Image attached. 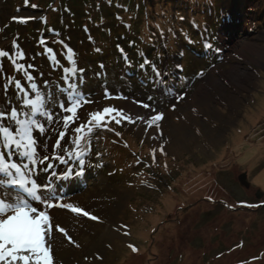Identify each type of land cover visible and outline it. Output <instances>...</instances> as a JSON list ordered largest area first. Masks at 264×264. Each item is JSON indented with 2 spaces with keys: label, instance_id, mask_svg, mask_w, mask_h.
<instances>
[{
  "label": "rangeland",
  "instance_id": "374dc122",
  "mask_svg": "<svg viewBox=\"0 0 264 264\" xmlns=\"http://www.w3.org/2000/svg\"><path fill=\"white\" fill-rule=\"evenodd\" d=\"M33 8L41 14L22 10ZM14 17L31 19L22 23ZM211 17L216 26L209 23ZM252 30L258 34L240 41L236 38ZM39 37L45 42L39 43ZM203 38L214 50L192 56V52L203 49ZM220 38L227 42L226 47L219 44ZM252 38L251 48L244 43ZM263 45L264 0H28L27 4L25 0H0V51L9 53L8 57H0L1 112L10 117L15 108L20 121L39 120L45 125L44 136L32 125L41 141L40 152L51 154L59 132L66 131L58 152L65 159L71 156L69 165L50 160L54 168L35 177L42 183L47 178L52 191L48 189L47 195L54 197L51 202L55 201L52 209L74 218L73 225H57L50 216L52 231L47 244L51 245L53 236L59 235L70 246L64 256L54 259L51 245L53 264H264ZM66 48L75 53L77 63L85 60L87 85L93 88H84L82 100L79 96L72 99L74 114L61 108L69 106L70 89L59 91L68 66ZM49 49L60 62L54 69L63 68L53 70L49 66ZM121 54L128 56L130 65L139 59H150L151 65L144 68L147 71L153 65L161 72V63L175 71L177 61L183 67L191 64L194 68L182 72L177 82L175 76L170 78L172 83L144 84L128 74L132 66L123 65ZM217 60L222 67L217 66ZM251 60L261 66L249 71ZM203 61L212 63L208 74L213 76L207 74L198 81L206 70ZM236 62L256 80L252 88L239 94V108L230 111L220 106L217 85L210 77L219 78L221 69L228 70ZM98 63L106 65L104 75ZM27 71L34 78L28 86H37L31 91V100L39 97L41 116H31L24 96L13 84L17 79L24 83ZM166 71L165 68L163 72ZM138 76L146 80L145 75ZM52 87L59 93L51 99V94L55 95ZM78 90L77 86L75 94L79 95ZM106 90L110 93L107 97ZM203 100L207 110L202 114L199 108ZM137 101L151 107L146 109ZM122 104L138 106L137 112H124L134 123L114 113L105 114L100 123L91 118V113L102 112L105 107L121 108ZM159 113L162 119L150 128L148 121ZM65 115L75 119L67 129ZM139 121L142 125L136 130L132 125ZM182 122L186 124L185 141L175 142L180 132L173 131ZM15 125V121L0 120V127L12 130ZM82 125L81 132L86 133L76 144L74 129ZM155 128L158 132L152 134L156 140L151 142L148 134ZM193 136L202 141L195 143ZM160 145L168 146L164 147L168 150L164 152ZM4 151L0 147V152ZM77 152L84 154L85 175L81 180L64 182V171L69 166L75 168L73 154ZM9 155L28 162L19 153ZM53 171L57 176L51 175ZM245 173L247 189L238 182ZM98 188H102L105 201L96 200L97 206L88 196ZM4 192L13 193L0 188V193ZM62 204L83 207L82 211L104 217L101 225L109 227L114 236L99 249L90 250L84 236L92 234L95 238L98 229H89L84 221L95 223L98 219L74 213ZM92 204L97 207L87 206ZM40 210L47 214L51 211L43 205ZM56 226L65 229L67 236ZM73 226H79L75 234ZM78 230L83 233L78 234Z\"/></svg>",
  "mask_w": 264,
  "mask_h": 264
},
{
  "label": "snow or ice",
  "instance_id": "6c2138e0",
  "mask_svg": "<svg viewBox=\"0 0 264 264\" xmlns=\"http://www.w3.org/2000/svg\"><path fill=\"white\" fill-rule=\"evenodd\" d=\"M28 0H25V4ZM14 19L20 20L22 23H26L28 19L24 17H14ZM211 48V45H207ZM49 51H51L49 49ZM68 59L71 60V52L69 49ZM21 58L23 54L21 53ZM7 51H0V57H8ZM145 63H148L145 61ZM34 67V65H29ZM83 71L82 69L80 70ZM157 75L160 73L157 71ZM32 76L28 77L31 81ZM47 83V82H45ZM16 87L20 91H25L19 81H16ZM30 87L35 90L36 84H31ZM74 87V86H73ZM7 91V89H5ZM106 97L110 93L105 92ZM39 97H37V100ZM37 100L26 99L25 103L32 106L33 112L39 110ZM71 98L68 99V107L61 105L66 113H75L76 108L71 106L73 104ZM78 102V101H77ZM136 103L141 104L144 108H150L149 104H145L142 101ZM114 113L121 119H126L130 123H134L130 116L124 115V110L115 107H105L102 112L97 111L91 113V118L97 121H101L105 114ZM163 117L162 113L153 115L148 121V126L152 127L155 122L160 121ZM48 122L51 123V114L47 116ZM8 119L15 121L19 127H15L10 130L8 127H0V132L3 133V141L0 142V147L5 151L0 152V174H3L7 179H0V188H19L23 195L19 192L0 193V264H53V257L50 254L51 245L47 244L46 239L51 236L52 227L50 225V216L40 210L41 206L52 207L51 199L47 195V190L50 185L47 182V178L42 183L35 177L39 172H46L49 169L54 168V164L50 163V160L58 161L62 165H69V159H65L64 155H60L58 149H60L61 141L66 135V131H60L58 138L51 147V154L48 152L38 151V147L41 145V141L37 135L34 134V129L38 130L40 136H44L46 133V127L40 123L39 120L20 121L18 119V111L13 108L10 112V117L7 112H0V120ZM64 128L67 129L69 122L75 123L74 116H64ZM139 120H143L144 117H137ZM116 123H120L117 120ZM84 127H76L75 133H81V129ZM79 139V137H77ZM49 146L47 143L43 144V148L47 149ZM163 150V149H162ZM66 151V150H65ZM8 153H19L20 156L27 159V163L14 162L12 156ZM84 154L77 152L78 164L83 166L85 160L82 157ZM72 168L69 166L63 173V178L71 174ZM80 173H77L79 175ZM53 177L57 176V173L53 171L51 173ZM61 207L68 208L74 213H82V215L89 217L92 220H97L98 217L91 215L87 211H82L79 207H73L71 204H62ZM58 231L63 232L66 236L67 233L62 227L56 226ZM69 242L71 238L69 237ZM133 251H136L133 248Z\"/></svg>",
  "mask_w": 264,
  "mask_h": 264
},
{
  "label": "bare ground",
  "instance_id": "6f19581e",
  "mask_svg": "<svg viewBox=\"0 0 264 264\" xmlns=\"http://www.w3.org/2000/svg\"><path fill=\"white\" fill-rule=\"evenodd\" d=\"M226 52V51H225ZM106 103V102H105ZM206 101H204L203 100V102H201L200 103V111H201V113L203 112V111H205V110H207V105H206ZM104 106H107L108 104L106 103V104H103ZM138 108V106H136V105H134V104H132V105H130V104H122V107H121V109H123L124 110V112L126 113V114H131V113H134V112H137V109ZM203 114V113H202ZM141 121V120H140ZM139 121V123H137V124H134V125H132L133 127H134V129H138L139 127H141V125H142V123ZM150 128H152V127H150ZM183 128H186V124H185V122H182V124H181V126H180V128H178V129H175L173 132H175V133H177V132H180L179 134L180 135H176V137L174 138V141L175 142H178V141H185V139H184V135H183ZM151 130V129H150ZM156 130V128L155 129H153L152 131H150L149 132V134H148V138L147 139H149L151 142L153 141V140H156V138L155 137H153V134H152V132L154 133V134H156V132H158V129H157V131H155ZM160 134H163L162 132H160ZM202 137V136H201ZM207 137V136H206ZM202 138H204V136L202 137ZM193 141L195 142V143H197V141L198 142H200V141H202L201 140V138H196V137H194L193 136ZM208 139V137L207 138H205L204 140H207ZM160 147L161 148H168V146H164V145H160ZM164 148V149H165ZM168 149H165L164 150V152L165 151H167ZM26 163V162H25ZM85 175V174H84ZM100 191H102V188H98V189H96L94 192H92L88 197L89 198H91V199H93V200H90V201H92V202H94V201H96V200H101V201H105L104 199H102V196H101V192ZM116 194H117V196L119 197L120 196V194L118 193V191H116ZM58 195V194H57ZM59 196V195H58ZM57 196V197H58ZM120 198V197H119ZM167 201V204L168 205H170V202L168 201V200H166ZM55 201H52L51 203H52V205H55V203H54ZM94 203H96L97 204V206H98V201H96V202H94ZM56 205H58V204H56ZM104 205V203H102V206ZM73 207H75V205H72ZM88 207H90V208H96L97 206L96 205H94V204H92V205H87ZM53 207V206H52ZM52 207H50L49 208V213H48V215L49 216H51V218L53 217V218H55L56 220V223L55 224H60L61 222H64L65 224L67 223H72V225L74 224V221H73V217L72 216H70L69 214H67V213H65V212H62V211H57L58 209H55L54 210V208L52 209ZM80 208H83V207H80ZM113 208H115V206L113 207ZM84 209V208H83ZM112 209V208H111ZM110 210V209H109ZM109 210H107V211H109ZM53 215V216H52ZM55 215V216H54ZM59 217H61V219H59V220H57V218H59ZM98 217V221L97 222H95V223H90V222H87V221H84L85 222V224L87 223L88 224V228L89 229H91V228H97L98 229V232H97V235H95V238L93 237V235L92 234H89V235H86V236H84L85 237V243H86V245L90 248V250H95V249H99L101 246H102V244L103 243H105L106 241H108L109 239H111L113 236H114V234H113V232L111 231V229L109 228V227H107V226H102L101 224L103 223L104 224V217L103 218H101V217H99V216H97ZM106 219V218H105ZM51 221H52V219H50ZM68 220H70V222L68 221ZM86 224V225H87ZM79 228V226H73V227H71V229L73 230V232H74V234H75V231L77 230ZM71 231V230H70ZM68 232V231H67ZM77 233L78 234H82L83 233V231H80V230H78L77 231ZM54 235V234H53ZM61 239L63 240V238L61 237V236H59V235H55V236H53V242L51 243V245H52V250H54L55 251V257H54V259H58V256L61 258L62 256H64V254L66 253V251L70 248V246L68 245V244H66V243H64V241L62 242L61 241ZM59 241H61V242H59Z\"/></svg>",
  "mask_w": 264,
  "mask_h": 264
},
{
  "label": "crops",
  "instance_id": "0c3cea01",
  "mask_svg": "<svg viewBox=\"0 0 264 264\" xmlns=\"http://www.w3.org/2000/svg\"><path fill=\"white\" fill-rule=\"evenodd\" d=\"M249 38H251V37H249ZM253 39L254 38L248 39V40H246L247 42H245V43L243 42V43L246 46H249L252 48V45L254 42ZM257 58L260 59V57H257ZM254 61H256V63H258L257 60H254ZM240 65H241L240 63L236 62V63L232 64L233 67L228 69V70L227 69H221L219 78L210 77L214 80L215 85H217L216 91L218 94V98H219L220 102H222L220 106H224L225 108H228L230 111H234L237 108H239V106L241 104V99L239 97V94L246 92L247 90H249L250 88H252L254 86V81L256 80V76L253 75L249 71H254L253 68L254 67H260L261 63H260V65H256L254 62L250 63L249 65H247V66H249V71H248V69H245L244 67H241ZM220 66L222 67L223 65H219V67ZM187 68H188V70H191L194 68V66L188 65ZM208 75L213 76L211 74H208ZM201 79L202 78H200L199 80H201ZM219 82H221V83H219Z\"/></svg>",
  "mask_w": 264,
  "mask_h": 264
},
{
  "label": "trees",
  "instance_id": "16d2710c",
  "mask_svg": "<svg viewBox=\"0 0 264 264\" xmlns=\"http://www.w3.org/2000/svg\"><path fill=\"white\" fill-rule=\"evenodd\" d=\"M210 19H211L212 22L214 21V17H211ZM215 20H216V19H215ZM198 51H200V50H197V52H198ZM74 55H75V53H72V54H71L72 59H71V60L68 59V63H67L68 66L65 68L63 74L66 73V75H71L72 73H75V75L77 76V75H79V72H81V71H80L81 69L83 70V71L81 72V74H82L83 72H84L83 74L86 73V67H85V63H86V62H85V60H84V59H80V60L78 61V63H77V60H75ZM122 55H123V54H121L122 63H123V62H127L128 59L125 60V59L123 58ZM68 56H69V54H68ZM126 56H127V55H126ZM140 60H142V59H139V60L135 61V62L133 63V65H130V62H129L128 67H131V66H132V69L130 70V71L132 72V74H134V75H137V74H139V75H145L146 79H148V78H149V79H154V74L151 72V70H150V71L144 70V68H146V66L144 65V61H143V60H142V64H141V65L138 64V62H139ZM130 61H131V60H130ZM59 63H60V62H56L57 65H58ZM90 63H92V62H90ZM98 64H102V65H103V69L106 70V65H104L103 63H98ZM123 65H124V63H123ZM60 67H61V66H58L56 69L58 70V69H60ZM92 67H94V65H93ZM51 68H53V70H56V69H54L55 66H52ZM61 68H63V67H61ZM16 81H18V80H16ZM16 81H14L13 84L16 85ZM25 100H26V99H25V97H24V99H23L24 103H25Z\"/></svg>",
  "mask_w": 264,
  "mask_h": 264
},
{
  "label": "water",
  "instance_id": "95a60500",
  "mask_svg": "<svg viewBox=\"0 0 264 264\" xmlns=\"http://www.w3.org/2000/svg\"><path fill=\"white\" fill-rule=\"evenodd\" d=\"M246 35V34H244ZM238 182L245 188H248L249 185L247 184V181H246V174H242L238 177ZM260 196L257 195V198H259Z\"/></svg>",
  "mask_w": 264,
  "mask_h": 264
}]
</instances>
